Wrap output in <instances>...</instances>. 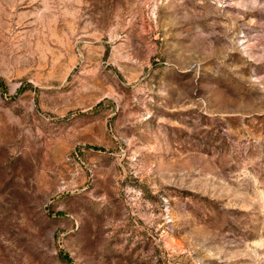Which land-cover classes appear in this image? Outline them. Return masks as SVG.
Listing matches in <instances>:
<instances>
[{
	"label": "rangeland",
	"instance_id": "obj_1",
	"mask_svg": "<svg viewBox=\"0 0 264 264\" xmlns=\"http://www.w3.org/2000/svg\"><path fill=\"white\" fill-rule=\"evenodd\" d=\"M0 264H264V0H0Z\"/></svg>",
	"mask_w": 264,
	"mask_h": 264
}]
</instances>
